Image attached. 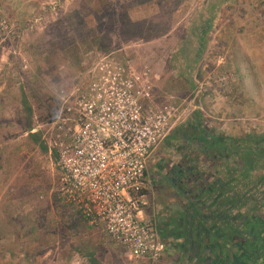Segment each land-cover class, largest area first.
<instances>
[{"label":"rangeland","instance_id":"374dc122","mask_svg":"<svg viewBox=\"0 0 264 264\" xmlns=\"http://www.w3.org/2000/svg\"><path fill=\"white\" fill-rule=\"evenodd\" d=\"M0 13L8 24L0 37V264L147 263L88 226L61 195L56 123L72 116L66 109L102 58L146 72L147 103L178 123L177 163L194 151L197 121L229 138L264 136V95L255 111L240 109L252 104L245 82L264 84V0H0ZM216 53L226 54L218 70ZM259 149L244 183L264 217Z\"/></svg>","mask_w":264,"mask_h":264},{"label":"built area","instance_id":"2783aa9c","mask_svg":"<svg viewBox=\"0 0 264 264\" xmlns=\"http://www.w3.org/2000/svg\"><path fill=\"white\" fill-rule=\"evenodd\" d=\"M7 29L0 13V37ZM225 57L216 53L215 70ZM92 74L78 89L73 109H66L72 116H60L56 123L52 144L61 170V195L88 226L102 228L127 253L146 258L147 264H166V246L155 218L144 214L142 193L146 161L165 138L171 118L147 103L146 72L105 57ZM216 78L222 85L228 82L224 74ZM211 108L217 109L213 101Z\"/></svg>","mask_w":264,"mask_h":264},{"label":"crops","instance_id":"0c3cea01","mask_svg":"<svg viewBox=\"0 0 264 264\" xmlns=\"http://www.w3.org/2000/svg\"><path fill=\"white\" fill-rule=\"evenodd\" d=\"M242 84L244 86L243 81ZM245 85L248 92L245 87L244 91L252 104H243L240 109L255 111V106L261 105L256 98L264 95V84L254 82V88L246 81ZM197 123L200 125H197V132L190 133L191 138L188 136L190 146L191 139L198 138L201 131H207L203 123ZM170 125L165 138L146 161L147 166V162L155 158L152 177L149 176L148 169L145 170L146 187L142 193L146 204L144 214L155 218L161 240L166 246L164 261L166 264H231L232 260L237 259L238 251L235 246L231 245L229 248V245L224 244L222 236L227 233L229 226L238 228L242 220L240 216L244 212L241 175L238 181V174L242 170L232 161H237L238 157L228 159L218 154L216 160L219 162H215L217 167L208 162V166L203 168L202 163L198 162V159L203 158L200 150L202 147L198 148L192 143L194 151L185 154L187 163H177L175 160L180 157L174 156L171 148L179 133L178 123L171 122ZM227 139H232V143L238 145L242 138ZM171 158L173 165H167ZM192 172L201 173L202 179L193 178V181H199L196 185L189 183L192 182ZM183 183H187L186 188ZM208 183L210 186L204 189L203 186ZM152 185H157L162 191L153 200L149 193ZM238 195L241 198L238 199ZM227 249L235 254L227 252Z\"/></svg>","mask_w":264,"mask_h":264},{"label":"trees","instance_id":"16d2710c","mask_svg":"<svg viewBox=\"0 0 264 264\" xmlns=\"http://www.w3.org/2000/svg\"><path fill=\"white\" fill-rule=\"evenodd\" d=\"M201 32L205 33V30ZM251 137H243L239 144L236 145L232 143V139H227L229 138L228 136L214 133L210 135L208 131H201L198 138L191 139V145L195 143L198 148L202 147L200 149L202 154L207 159V162L213 163V167H217L215 162H219L218 159L216 160V155L218 154L228 159L237 156L242 161L239 164L242 173L238 174V181L240 175L243 178L242 197L244 212L240 216V219H242L241 224L238 225V228L229 226L227 233L222 236L224 244L229 245V248L231 245L235 246L238 251L237 259L232 260L231 264H264V217L260 215L262 205L258 200L250 198L244 183L246 172L251 171V167H253L250 155L259 151V148L264 149V136ZM261 155L264 154L262 153ZM259 162L264 168V157ZM200 174L199 172H192V182L189 181V183H193V185L199 183L198 180L193 181V178L202 179ZM208 186H210L209 183L205 184L203 188L206 189ZM200 189L202 190V187ZM237 198H241V195H238ZM229 251L232 253L231 249H227V252ZM232 254L234 255L235 253Z\"/></svg>","mask_w":264,"mask_h":264}]
</instances>
